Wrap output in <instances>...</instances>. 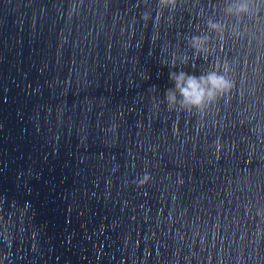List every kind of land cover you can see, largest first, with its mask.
<instances>
[{
	"label": "water",
	"instance_id": "1",
	"mask_svg": "<svg viewBox=\"0 0 264 264\" xmlns=\"http://www.w3.org/2000/svg\"><path fill=\"white\" fill-rule=\"evenodd\" d=\"M236 2L0 0V264H264V0ZM221 64L227 96L168 103Z\"/></svg>",
	"mask_w": 264,
	"mask_h": 264
},
{
	"label": "clouds",
	"instance_id": "2",
	"mask_svg": "<svg viewBox=\"0 0 264 264\" xmlns=\"http://www.w3.org/2000/svg\"><path fill=\"white\" fill-rule=\"evenodd\" d=\"M165 2L170 3L171 0ZM249 8L250 0H237L227 11L229 14H246ZM208 27L217 33L221 30V25L215 22H209ZM208 44L207 36H196L191 40V47L198 54H204L208 50ZM184 62H187V58ZM229 71V65L221 64L201 75L190 74L183 70L170 72L169 79L173 82V87L166 93L168 103L175 105L179 101L180 106L185 109L202 110L231 92L234 82L226 74Z\"/></svg>",
	"mask_w": 264,
	"mask_h": 264
}]
</instances>
